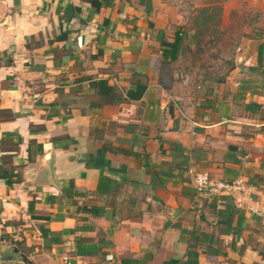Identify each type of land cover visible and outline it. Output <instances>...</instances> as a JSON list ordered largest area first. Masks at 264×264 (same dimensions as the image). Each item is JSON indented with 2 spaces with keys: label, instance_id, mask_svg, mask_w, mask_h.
Instances as JSON below:
<instances>
[{
  "label": "crops",
  "instance_id": "0c3cea01",
  "mask_svg": "<svg viewBox=\"0 0 264 264\" xmlns=\"http://www.w3.org/2000/svg\"><path fill=\"white\" fill-rule=\"evenodd\" d=\"M244 2L229 65L199 59ZM1 163L0 264H264V0H0Z\"/></svg>",
  "mask_w": 264,
  "mask_h": 264
},
{
  "label": "built area",
  "instance_id": "2783aa9c",
  "mask_svg": "<svg viewBox=\"0 0 264 264\" xmlns=\"http://www.w3.org/2000/svg\"><path fill=\"white\" fill-rule=\"evenodd\" d=\"M189 180L192 188L198 194L229 196L233 203L251 214H260L263 207L254 202L251 187L242 176L232 180L213 178L206 171H189ZM112 254L104 255V260L111 261ZM60 264H89L88 262L69 256L62 257Z\"/></svg>",
  "mask_w": 264,
  "mask_h": 264
},
{
  "label": "rangeland",
  "instance_id": "374dc122",
  "mask_svg": "<svg viewBox=\"0 0 264 264\" xmlns=\"http://www.w3.org/2000/svg\"><path fill=\"white\" fill-rule=\"evenodd\" d=\"M230 10L231 11L227 15V24L224 25V27L222 28V30H224V33L222 34V36H220V39L217 40L218 42L221 43L220 44V47L222 48L221 56L210 55L209 53H207V55L204 56H199V59L204 58L205 62H209L208 64H213L215 59H216L215 61L218 62V60L220 59L222 61L223 67L229 65L231 58L229 51L230 47L234 46L235 48L241 42V39L237 37L238 31L240 30V28L245 27L248 21H250L251 18L256 15V11H254V9H251L248 6H246V2ZM218 12H219L218 9L214 8L213 15L215 16L218 15ZM201 23L202 22L196 25H203ZM208 25L213 28L214 23L212 24L211 22ZM233 29H234V38H231L230 34H231V30ZM204 45L208 48L212 46L210 42L208 43L206 42L204 43Z\"/></svg>",
  "mask_w": 264,
  "mask_h": 264
},
{
  "label": "trees",
  "instance_id": "16d2710c",
  "mask_svg": "<svg viewBox=\"0 0 264 264\" xmlns=\"http://www.w3.org/2000/svg\"><path fill=\"white\" fill-rule=\"evenodd\" d=\"M9 62V60H6V63ZM2 162V161H1ZM12 167L9 165L0 164V178H4L6 180V185L11 186L12 184L19 181V177L12 172ZM68 191V192H67ZM72 191V192H71ZM64 194H72V193H78L79 192L73 190L71 184L65 188ZM75 251L77 253L88 251V248H86V245L83 244H76L75 245Z\"/></svg>",
  "mask_w": 264,
  "mask_h": 264
},
{
  "label": "water",
  "instance_id": "95a60500",
  "mask_svg": "<svg viewBox=\"0 0 264 264\" xmlns=\"http://www.w3.org/2000/svg\"><path fill=\"white\" fill-rule=\"evenodd\" d=\"M20 258H21V260H23L27 264H30L29 260L22 253H20Z\"/></svg>",
  "mask_w": 264,
  "mask_h": 264
}]
</instances>
